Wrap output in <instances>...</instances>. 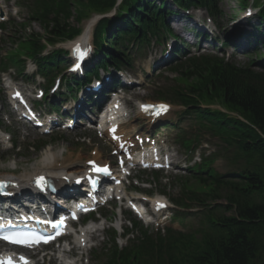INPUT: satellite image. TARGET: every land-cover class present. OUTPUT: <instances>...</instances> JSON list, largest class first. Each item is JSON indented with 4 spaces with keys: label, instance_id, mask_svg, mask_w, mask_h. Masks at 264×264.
<instances>
[{
    "label": "trees",
    "instance_id": "1",
    "mask_svg": "<svg viewBox=\"0 0 264 264\" xmlns=\"http://www.w3.org/2000/svg\"><path fill=\"white\" fill-rule=\"evenodd\" d=\"M170 1L179 8L205 9L215 20L223 15L217 7L218 0ZM255 1L263 28H259L261 32L253 42L264 48V0ZM167 2L122 0L116 8L115 0H36L34 19L46 34L50 33L47 41L54 44L80 34L81 29L69 23L74 15L80 22L84 17L116 8V17L102 19L95 29L94 62L95 66L109 62L129 66L131 47L141 48V42L149 44V38L162 37L165 32L171 35ZM236 2L239 11L250 3ZM30 48V55L45 71L53 72L63 63L60 51L38 57L45 48L38 35L33 36ZM256 54L258 71L251 69L253 64L241 68L218 57L190 60L189 69L182 73L185 84L173 94L181 106L208 123L210 135L222 148L223 159L237 168V175L222 177L223 180L213 177L214 187L206 195L225 204H213L211 217L206 218L207 227L199 234L170 246L146 241L121 256L113 253L108 264H259L264 259V56ZM206 103H218L242 120L201 108Z\"/></svg>",
    "mask_w": 264,
    "mask_h": 264
},
{
    "label": "rangeland",
    "instance_id": "2",
    "mask_svg": "<svg viewBox=\"0 0 264 264\" xmlns=\"http://www.w3.org/2000/svg\"><path fill=\"white\" fill-rule=\"evenodd\" d=\"M15 1L16 0H13L11 4H14ZM236 1L237 0H219L218 1L219 7L221 8V10L225 11V16L222 17L221 23L222 24L224 23L225 31L227 28L226 34L227 36H230V37L236 31V26L238 25V22L235 24H231L228 21L231 20L232 18L237 20L238 17H240L242 13V11H239L238 4ZM17 4L18 3L16 1L15 6H18ZM75 8L77 9L76 6L73 7L74 10ZM168 9L171 11L176 10V8L174 6L173 7L170 6V4H168ZM12 12L13 11H11V13ZM18 15L19 16L15 18L11 17V22H10L12 23L11 28H8V30H6L5 32H0V41L2 42L0 44L1 49H2V51L0 52V55L2 56L5 54L12 55L13 53L17 51L23 52L24 50H27V47L29 46L28 42L31 41L33 36H36V35L46 36L45 35L46 32L44 28L41 26V24L36 21L33 22L29 19L26 9H23L21 12H19ZM181 15L183 14L181 13ZM76 17L77 16L74 15V17L71 20H69V23L73 26H77L78 22L75 19ZM205 17L206 15L204 14V12H198L196 10H194L191 15V19L193 20V23L195 21H205ZM242 19L243 18L241 17L240 20ZM178 20L179 19L177 18H173L171 20L172 29L174 33L176 34H180V32H185V28L183 29V31H180V29L177 26V24H184V22L180 23ZM87 22L86 21L83 22V26H82L83 29ZM21 24H25L24 29L23 28L20 29L18 27ZM210 29L215 35H217V33L213 31V28H210ZM187 39L189 41L191 40L188 37ZM191 43L196 44V41H192ZM17 45L19 46L18 49H17ZM61 46L68 49V44L61 45ZM208 46H209V49H205V50L213 52L216 49V46L221 47V43L219 44L208 43ZM154 47L155 46L153 45L150 47V49L153 52L155 51V53H157V56L159 57L162 47L161 46H159L158 48L156 47L154 48ZM192 48L194 51L193 53H196L195 47H192ZM11 50L13 51L12 53H11ZM253 52H254V49L251 48L250 55L245 54V55H240V56L235 57L236 64L239 67H246V65H249L254 62V66H256L257 65V59H256L257 55H255V53ZM259 53L264 55V49L260 48V46H259ZM13 56L15 55L13 54ZM148 59L149 61L144 65V68H147L150 65L151 58H148ZM136 67L137 69L143 68L142 64H138V63ZM138 71L139 70H137V72L135 71L136 72L135 74L137 76L140 75ZM177 78H179V75H176L170 72L169 73L164 72L162 76L159 78L152 77L150 78V81L146 80V82H144L142 86L133 87L127 90L126 100L129 103V106H130L129 111L131 113L130 123H131V126L134 127V129L143 130L145 128H148L144 125V123L141 120H138L137 118L138 116L137 106L139 102H156L155 100L152 99L154 96L157 95L156 92L158 90L165 91V90L172 89L174 86H176L174 79H177ZM70 105L72 104H68V106ZM211 108L217 109L218 107L214 105ZM174 111H178V109L175 106L172 107V113H174ZM84 113L86 115H89V118L91 119V120L88 119V122L89 121L91 122L94 120V117L91 114H89V110L85 109ZM88 125L90 126L89 123ZM4 126L7 127V125L5 124ZM7 128L10 129L12 135L14 136V139H16V137H19V142L22 146V152L21 154H17L16 156H10L11 155L10 152L8 153L4 152V150L8 146H0V177L9 176L12 172H14L13 174L14 176L19 177L21 175H25V174L33 172L34 169H38V167L40 166V160L42 158V154L44 153L46 149L43 150L41 153L36 154V153L28 151L27 147L31 144H35L36 146H38V144L42 143L44 139H43V136L40 134V132L33 130L32 128H23L22 126H18V125H13L12 127H7ZM60 130H61L60 128H57L56 133H59L60 135H62L63 141L59 142L55 146H52L55 153H59V154L65 153V158H68V157L74 158L77 156H81L83 159L92 158L90 149L88 147H82L86 145L87 143H82V141L80 140V137L86 135V136H89L90 138H94L93 133L85 132L86 128H84L83 126L78 127L76 132L73 134L63 133ZM165 134H166L165 136L167 137L168 133L166 132ZM215 168L220 174H225L226 172L229 171V169L225 167L223 163L216 164ZM180 174L178 175L176 179L180 178ZM142 178L147 179L149 178V176H143ZM175 183L176 182L174 181L171 190L168 187H166L168 194H170L171 196L172 195L176 196L179 192L180 186L178 183L176 184ZM158 189L160 190V188ZM110 210L111 208L108 209V212H107L108 214H110ZM193 223L196 224L194 221ZM120 245L123 246L122 244ZM102 255H104L102 250L95 254V256H99V257ZM93 263L98 264L96 262V259H94ZM259 264H264V259L260 261Z\"/></svg>",
    "mask_w": 264,
    "mask_h": 264
},
{
    "label": "bare ground",
    "instance_id": "3",
    "mask_svg": "<svg viewBox=\"0 0 264 264\" xmlns=\"http://www.w3.org/2000/svg\"><path fill=\"white\" fill-rule=\"evenodd\" d=\"M153 1H155V0H153ZM1 9H0V12H1ZM177 9H180V8H177ZM239 10H240V8H239ZM220 11H222V10H220ZM1 14H2V12H1ZM223 16H225L224 10H223ZM177 26L180 30L184 29V25H182V24H177ZM94 27H95V20L87 22L86 26L83 30V33L81 34V36L77 39V41L72 46V47H77L80 45L82 48H86L85 49V52H87L86 56H88V54H89L90 44L88 45V41H89V38H90V41L92 39V30L94 29ZM187 31H188V29H187ZM74 38H75V36L72 37L71 39H66V40H73ZM141 44H143V46H146V44H144L142 42H141ZM259 46H261V45H259ZM238 48L240 50L244 49L242 47H238ZM58 51H60V53L65 52V50L62 51L60 47H58ZM85 58L82 60H77V63H83ZM63 62H65V64L67 66H69L68 65L69 63H67V61H63ZM89 67H92V66H89ZM121 133L123 135H125L126 134L125 129H122ZM102 157H103L102 154L97 153L96 157L93 161H97L100 164H104L105 162L101 161ZM82 164L83 163H82L81 157H79L77 160H72L71 157L70 158H64V157H61L60 155H57L53 150L48 148L42 154V158L40 160V167L38 169H35L34 173H32L30 175H22L20 177H15L14 181L20 183L21 189L28 192L30 190L31 180L34 176H37L40 174H45V175H48L50 178H53L56 180H60L62 177L70 178L69 176L79 175L80 173L85 172V170L87 169L85 167H84L83 171H81V172L77 171V168L80 167V165H82ZM6 178H7V176L0 177V180L6 179ZM61 185L63 186L64 184L61 183Z\"/></svg>",
    "mask_w": 264,
    "mask_h": 264
},
{
    "label": "snow or ice",
    "instance_id": "4",
    "mask_svg": "<svg viewBox=\"0 0 264 264\" xmlns=\"http://www.w3.org/2000/svg\"><path fill=\"white\" fill-rule=\"evenodd\" d=\"M76 52H77V58L80 60L84 59L87 55V52L82 51L79 46H77ZM76 67L78 68L79 64H77ZM73 70H75V69H73ZM16 95L19 96V93H17ZM150 107H155V106H142V109L147 111ZM160 110L166 111L167 106L166 105L160 106ZM156 114H159V112H157ZM110 131H112L113 134L115 133L114 128L111 129ZM90 163L95 165V162H90ZM92 170L98 175L99 174L110 175V172L107 169V167H95L94 166ZM87 179L93 185H95L97 183V181L95 179H93L91 176H89ZM79 182L80 181L78 180L77 183H79ZM34 183L36 184L37 187L43 188L47 185V178L44 176H37L35 178ZM7 186H8V183L6 181H0V189L5 188ZM158 207H164V205H158ZM73 218L74 219L76 218L75 215H73ZM61 223H63V221H61ZM0 227H3V225H0ZM57 234H62V233H57ZM54 238H55L54 236H50V237L34 236L31 238L19 239L12 234L0 236V239H4V240H7V241L12 242V243H22V244L29 245V246L31 244H39L41 242L47 243V242H49V240L54 239ZM20 261L22 262V264H28V261L25 257H20ZM0 264H16V262L12 259V257H7L6 259H0Z\"/></svg>",
    "mask_w": 264,
    "mask_h": 264
}]
</instances>
